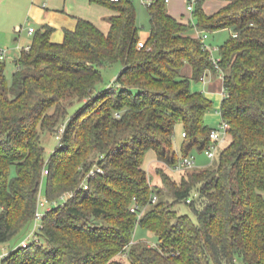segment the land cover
<instances>
[{
	"label": "trees",
	"instance_id": "1",
	"mask_svg": "<svg viewBox=\"0 0 264 264\" xmlns=\"http://www.w3.org/2000/svg\"><path fill=\"white\" fill-rule=\"evenodd\" d=\"M91 1L113 10L107 31L79 17L55 42V26L41 24L12 80L0 58V243L35 220L44 176L51 202L70 193L45 213L36 238L0 264H237L238 256L264 264V0H230L212 12L200 0L197 23L155 2L143 47L131 0ZM196 26L233 29L219 47V67L192 33ZM117 62L114 81L97 89L103 67ZM187 63L191 76L182 73ZM219 68L230 141L216 167L180 170L178 180L168 168L212 142L206 114L213 101L192 89L191 78ZM178 122L182 155L173 143ZM62 124L47 160L42 130ZM150 150L158 161L155 184L144 167ZM97 167L104 171L88 176ZM183 200L197 220L175 208ZM137 223L157 235L156 244L133 240Z\"/></svg>",
	"mask_w": 264,
	"mask_h": 264
},
{
	"label": "rangeland",
	"instance_id": "2",
	"mask_svg": "<svg viewBox=\"0 0 264 264\" xmlns=\"http://www.w3.org/2000/svg\"><path fill=\"white\" fill-rule=\"evenodd\" d=\"M131 1L136 7V17L137 24L140 27V35L141 37H144L150 32L151 28L148 7L141 3L140 0ZM228 1L229 0H204L203 7L205 8V11L212 12L220 8ZM31 3H45L46 7L51 9H65V11L70 14L81 16L93 21L104 31L109 29V17L113 13V10L108 6L98 2H93L91 0H0V50L5 49L7 52L6 75L10 80H12L13 72L16 68L15 59L19 57L22 48L30 45L32 41L33 34L29 33V27L34 26L35 28H38L41 25V23L34 18V15L28 12V8ZM167 8L170 13L182 21H192L193 23H197L198 21L196 16L191 15V13L187 11L184 0H173L167 5ZM205 31L208 33L206 43L211 48L214 58H220L219 47L230 37L233 29L231 27H225L219 29H205ZM192 33L195 35L197 34L195 28ZM120 68L121 64L119 62L114 63L111 66L103 67V78L100 82H98L97 89H101L107 84H111L117 76ZM189 69V74L191 76V65L187 63L183 70L188 71ZM222 78V72L220 70L216 72L210 70L204 75L203 78H200L199 80L191 78L192 89L203 91L205 93L210 85V82L214 80L213 85H211L213 95L210 96L213 101V106L206 114V120L211 127H218L219 123L223 120L220 110L221 101L223 99ZM75 108L76 106L72 108V111H74ZM65 124L60 125L58 130L62 126L65 128ZM229 141L230 135L227 134L225 139L219 143V148L217 149L213 158L208 157L205 150L200 151L196 148L192 149L190 155L195 157V164L197 167H216L220 162L221 152ZM42 142L46 147V159L48 160L59 144L60 139L57 137L55 131L46 129L42 130ZM183 142V124L178 122L175 127L173 143L179 155H182L183 153ZM157 164L158 161L155 151H148L144 160V167L147 169L148 175L154 184L156 182L154 178V171ZM168 171L173 176V178L178 180L181 178V175H183L180 170L174 169L172 167L168 168ZM15 172L16 169L13 168L12 174H15ZM47 185L48 178L47 176H44L40 189V195L43 199H47ZM167 198L173 201V197L169 192H167ZM66 200L67 197H61L52 203L47 201V204L44 208H42V211H45L48 206H57L64 203ZM174 206L179 213L188 214L193 220H197L195 212L193 211L189 201H178L174 203ZM147 207H144V210H146ZM41 223V220L37 222L38 228ZM34 226L35 220L32 221L26 233H19L11 240L0 243V257L1 255H6L13 248L21 245L22 240L27 236L28 232L34 228ZM133 240L147 241L150 244H156L158 237L153 231L137 223L133 232ZM121 257L124 258V260H127L124 255ZM237 264H246L242 256H238Z\"/></svg>",
	"mask_w": 264,
	"mask_h": 264
},
{
	"label": "built area",
	"instance_id": "3",
	"mask_svg": "<svg viewBox=\"0 0 264 264\" xmlns=\"http://www.w3.org/2000/svg\"><path fill=\"white\" fill-rule=\"evenodd\" d=\"M113 1H117V0H113ZM141 3H143L144 5H146L147 7L152 5L155 2L161 1L163 3H165L166 5H168L170 2H172L173 0H140ZM230 1V0H229ZM185 2V6L187 11H189L191 13V15L193 14L194 10L197 7V4L200 2V0H184ZM196 29V36L199 37L202 41H203V48L206 50H209L211 52V57L213 59V61L215 62L216 66L219 67V60L221 58H214L213 54H212V50L209 47V45L206 43V39L208 38V33L205 31L204 28H199L198 26L195 27ZM202 29V30H201ZM35 31V27L34 26H30L29 27V33L33 34V32ZM146 41H147V37H141L139 39L138 45L139 47H143L146 45ZM30 45H28L26 48H29ZM7 57V52L5 49H1L0 50V58L1 59H6ZM220 69V68H219ZM220 71L222 72V70L220 69ZM223 73V72H222ZM206 74V73H205ZM204 74V75H205ZM204 75L201 77L203 78ZM225 95V90H224V86H223V96ZM229 123L227 120L223 119L218 127H213L210 131V135L212 138V142L211 144L206 148L205 152L207 154L208 157L213 158L216 154L217 149L219 148V143L221 141H223L227 135V129H228ZM65 128L64 126H62L58 132H56L57 137L59 139H61L63 132H64ZM183 134H185V132H183ZM195 157L193 155H187L184 156L183 158H181V160L176 163L174 166H172V168L177 169V170H186L189 168H192L194 166H196L195 164ZM96 171H104V169L102 167H97V169H92L89 173L88 176H93L95 174ZM49 172L48 168H45L44 173L47 174ZM83 187L86 188L88 187L87 183L84 182ZM70 193H67L65 195H63L62 197H68ZM158 199V196L156 194H154L152 196V202H156ZM47 201L52 203L49 199H43L42 197H40L39 201H38V206L36 209V214H35V226L34 228L28 232L27 236L22 240L21 245L22 246H27L33 239L36 238V234L38 229H40L43 225V217L45 215V213L51 209V206H48L45 211H42V208H44L47 204ZM132 210L138 212V216L142 215V211L139 210V205L137 203H134L132 206ZM41 220L42 223L38 228V224L37 222ZM4 255H1V257Z\"/></svg>",
	"mask_w": 264,
	"mask_h": 264
},
{
	"label": "crops",
	"instance_id": "4",
	"mask_svg": "<svg viewBox=\"0 0 264 264\" xmlns=\"http://www.w3.org/2000/svg\"><path fill=\"white\" fill-rule=\"evenodd\" d=\"M28 12L34 15V18L43 23H49L55 26V30L52 33L51 39L55 42H62L65 38L66 29H75L78 23V18L81 16H77L74 14H70L65 9H51L46 7L44 4L39 3H31L28 8ZM150 33V32H149ZM149 33H147L144 37H148ZM16 61V59H15ZM192 71V68H191ZM182 73L186 76H190V69L188 71H184L182 69ZM192 73V72H191ZM223 77V76H222ZM214 80L210 82L209 87L207 88L206 94L210 97L213 95V90L211 85H213ZM222 83L224 86L223 78Z\"/></svg>",
	"mask_w": 264,
	"mask_h": 264
}]
</instances>
